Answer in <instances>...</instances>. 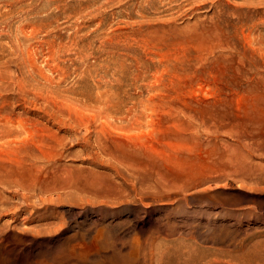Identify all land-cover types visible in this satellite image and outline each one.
<instances>
[{
  "label": "rangeland",
  "instance_id": "obj_1",
  "mask_svg": "<svg viewBox=\"0 0 264 264\" xmlns=\"http://www.w3.org/2000/svg\"><path fill=\"white\" fill-rule=\"evenodd\" d=\"M246 253L264 264V0H0V264Z\"/></svg>",
  "mask_w": 264,
  "mask_h": 264
},
{
  "label": "bare ground",
  "instance_id": "obj_2",
  "mask_svg": "<svg viewBox=\"0 0 264 264\" xmlns=\"http://www.w3.org/2000/svg\"><path fill=\"white\" fill-rule=\"evenodd\" d=\"M141 22V21H140ZM49 65V64H48ZM48 68V67H47ZM46 68V69H47ZM52 68V67H51ZM56 68V67H55ZM207 230V232H208V229H206ZM206 232V233H207ZM200 255H202V254H200ZM254 255L253 254H250V253H246V254H244V255H242L241 256V258H242V260H243V262H244V264H253V259H254ZM191 262V261H190ZM133 264V263H132Z\"/></svg>",
  "mask_w": 264,
  "mask_h": 264
}]
</instances>
